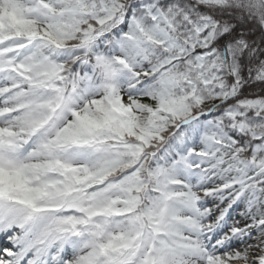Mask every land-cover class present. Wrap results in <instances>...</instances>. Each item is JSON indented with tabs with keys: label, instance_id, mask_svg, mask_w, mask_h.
Segmentation results:
<instances>
[{
	"label": "snow or ice",
	"instance_id": "snow-or-ice-1",
	"mask_svg": "<svg viewBox=\"0 0 264 264\" xmlns=\"http://www.w3.org/2000/svg\"><path fill=\"white\" fill-rule=\"evenodd\" d=\"M0 264H264V0H0Z\"/></svg>",
	"mask_w": 264,
	"mask_h": 264
}]
</instances>
